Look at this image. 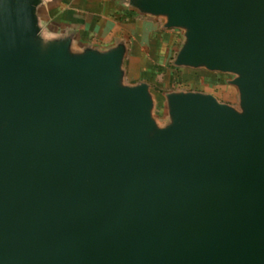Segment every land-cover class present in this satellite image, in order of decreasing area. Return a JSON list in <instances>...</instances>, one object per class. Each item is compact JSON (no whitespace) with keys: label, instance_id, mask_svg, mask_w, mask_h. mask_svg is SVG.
<instances>
[{"label":"water","instance_id":"1","mask_svg":"<svg viewBox=\"0 0 264 264\" xmlns=\"http://www.w3.org/2000/svg\"><path fill=\"white\" fill-rule=\"evenodd\" d=\"M43 1L0 0V264H264V0H123L238 93L167 92L163 124L126 43L75 48Z\"/></svg>","mask_w":264,"mask_h":264},{"label":"crops","instance_id":"2","mask_svg":"<svg viewBox=\"0 0 264 264\" xmlns=\"http://www.w3.org/2000/svg\"><path fill=\"white\" fill-rule=\"evenodd\" d=\"M39 16L48 32L72 34L75 48L106 49L124 41L128 48L124 61L128 84L145 81L153 89L149 79L153 65L157 60L167 63L178 49L176 30L162 29L161 19L140 15L123 0H45Z\"/></svg>","mask_w":264,"mask_h":264},{"label":"rangeland","instance_id":"3","mask_svg":"<svg viewBox=\"0 0 264 264\" xmlns=\"http://www.w3.org/2000/svg\"><path fill=\"white\" fill-rule=\"evenodd\" d=\"M177 31V30H176ZM176 47L182 41L181 32L177 31ZM175 56V55H174ZM174 56L167 63L161 64L157 60L149 73V79L154 85L151 92L156 100L154 115L160 124L165 122L164 94L171 91H200L214 95L219 101L238 106L237 90L228 84L231 75L209 72L204 69L176 68L172 62ZM129 79L127 78L126 81ZM162 87L160 90L157 87Z\"/></svg>","mask_w":264,"mask_h":264}]
</instances>
